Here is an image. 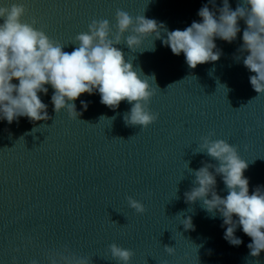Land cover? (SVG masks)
I'll return each mask as SVG.
<instances>
[{"label":"water","instance_id":"1","mask_svg":"<svg viewBox=\"0 0 264 264\" xmlns=\"http://www.w3.org/2000/svg\"><path fill=\"white\" fill-rule=\"evenodd\" d=\"M239 2L229 0L231 9ZM12 3L24 4L23 20L35 18V27L69 53L77 47L75 36L93 19L115 24L117 9L173 31L201 22L204 5L212 11L223 6L222 0L214 5L210 0H0V6ZM239 26L233 42L215 39L218 61L195 69L161 39L154 41V51L147 50L152 38L143 40V52L117 45L138 72L155 75V82L149 81L155 89L149 107L159 116L147 128L126 125L123 114L131 105L122 101L110 109L98 91L74 101L78 118L67 110L57 114L50 85L47 94H38L49 120L19 117L9 124L0 119V264L33 259L48 264L47 255L65 247L91 258V264H118L108 250L112 243L134 251L130 264H264V251L249 255L251 238L242 228L235 235L243 243L230 245L220 215L212 218L200 201L189 204L184 197L195 178L187 163L193 170L217 163L205 153L194 154L210 132L212 139L237 146L248 162L249 194L264 189V94L250 84L254 73L243 64L247 53L238 51L246 24L240 20ZM216 179L217 193L226 196L222 178ZM128 196L142 202L146 212L130 208ZM187 217L193 224L189 230L182 224ZM166 245L175 248L173 255Z\"/></svg>","mask_w":264,"mask_h":264},{"label":"clouds","instance_id":"2","mask_svg":"<svg viewBox=\"0 0 264 264\" xmlns=\"http://www.w3.org/2000/svg\"><path fill=\"white\" fill-rule=\"evenodd\" d=\"M210 2L215 4V0ZM222 5L216 11L204 5L198 12L201 22L193 21L184 30L173 31H168L155 19L144 15L134 18L117 9L115 24L108 19H93L87 31L75 36L73 44L77 47L70 53L63 50L66 45L35 27V18L30 23L23 20L27 11L24 4L0 6V119L9 124L19 117L33 122L49 120L47 105L38 94H47L46 85H50L54 89L51 102L57 114L67 110L70 117L78 118L80 113L74 101L84 93L91 95L98 91L100 102L110 109H117L122 101L131 105L130 111L123 114L126 125L147 128L159 116L149 107L155 95L149 81L155 82V75L138 72L117 45L125 44L132 52H143L146 50H140L143 40L152 38V47L147 50L154 51V41L161 39L174 55L183 53L187 65L195 69L197 65L220 59L215 39L233 42L241 31L240 20L245 22L246 28L238 51L247 53L243 64L254 73L249 77L252 88L258 95L264 94V0H240L235 10L231 9L229 0H222ZM13 80H18V84L12 83ZM223 88L227 91L225 86ZM81 104L85 109L88 106L84 101ZM214 135L210 132L202 137L194 154L205 153L216 164L204 162L202 167L193 170L186 162L195 178L191 189L184 193L185 202L200 201L212 218L218 213L223 219V238L232 246L243 243L235 235L237 227L242 228L251 238L247 245L249 255L259 257L264 251V189L258 186L249 194V179L244 176L248 162L241 158L237 146L224 139L214 140ZM217 176L222 178L227 190L224 197L217 193ZM126 199L136 213L146 212L142 202L131 196ZM182 224L185 230L193 228L191 217L183 219ZM164 248L169 255L175 253L174 247L166 245ZM108 250L118 264H130L135 254L116 243L108 245ZM47 260L48 264H91V258L76 255L67 247L63 251L50 252ZM31 264H39V261L33 259Z\"/></svg>","mask_w":264,"mask_h":264}]
</instances>
